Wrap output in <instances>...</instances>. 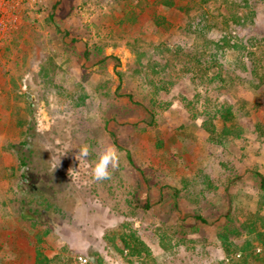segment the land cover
Listing matches in <instances>:
<instances>
[{
	"label": "rangeland",
	"instance_id": "374dc122",
	"mask_svg": "<svg viewBox=\"0 0 264 264\" xmlns=\"http://www.w3.org/2000/svg\"><path fill=\"white\" fill-rule=\"evenodd\" d=\"M177 2L189 12L0 0V113L14 130L0 144L18 166L0 191V264H218L228 209L264 220V0ZM107 146L119 164L97 181Z\"/></svg>",
	"mask_w": 264,
	"mask_h": 264
},
{
	"label": "trees",
	"instance_id": "16d2710c",
	"mask_svg": "<svg viewBox=\"0 0 264 264\" xmlns=\"http://www.w3.org/2000/svg\"><path fill=\"white\" fill-rule=\"evenodd\" d=\"M160 12L164 14L165 11L169 9H175L177 11H182L184 13L189 12V7L185 5H180L177 0H160ZM158 24L159 23H155ZM189 72V70H187ZM231 110L221 109L217 113H213L204 123V128L206 132L212 134L214 132L216 119H220L221 122H229L231 120ZM22 144L21 146H23ZM20 146L19 150V162L21 167H26V160L31 155V152H28L27 155H24L22 147ZM255 177L258 180L259 189L264 194V177L259 173L254 172ZM26 178V177H25ZM26 180V179H25ZM28 181V180H27ZM228 213L224 216V223L221 222L217 225V238L221 242L222 250L225 254V259L218 262V264H264V220L258 215L250 213H243L242 216H238V219L233 218L230 210H227ZM36 212L33 213H22L20 219L22 221L32 220L35 217ZM203 223L208 221L202 217H198ZM223 219V220H224ZM245 237L244 243L239 246L232 242L233 238ZM123 247L129 249L130 244L128 241H123ZM141 245V243H140ZM143 245L140 248L134 249L130 252V255L138 256L141 250H143ZM232 248V249H231Z\"/></svg>",
	"mask_w": 264,
	"mask_h": 264
},
{
	"label": "clouds",
	"instance_id": "9594fccd",
	"mask_svg": "<svg viewBox=\"0 0 264 264\" xmlns=\"http://www.w3.org/2000/svg\"><path fill=\"white\" fill-rule=\"evenodd\" d=\"M90 154L89 145L80 147L78 155L85 159ZM119 164V155L115 147H105L98 158L92 161V174L95 180L101 181L108 179L111 175L109 168H116Z\"/></svg>",
	"mask_w": 264,
	"mask_h": 264
},
{
	"label": "crops",
	"instance_id": "0c3cea01",
	"mask_svg": "<svg viewBox=\"0 0 264 264\" xmlns=\"http://www.w3.org/2000/svg\"><path fill=\"white\" fill-rule=\"evenodd\" d=\"M5 113H0V133L10 134L14 133L13 122L9 116H5ZM6 136V135H5ZM1 141V140H0ZM3 150L0 154V191L4 190V184L9 183V178H12V168L16 169L17 162H14L13 152H9L6 149H3L2 144H0V151ZM7 191V189H5ZM26 264H34V258L28 259Z\"/></svg>",
	"mask_w": 264,
	"mask_h": 264
},
{
	"label": "built area",
	"instance_id": "2783aa9c",
	"mask_svg": "<svg viewBox=\"0 0 264 264\" xmlns=\"http://www.w3.org/2000/svg\"><path fill=\"white\" fill-rule=\"evenodd\" d=\"M79 260L81 261V259H79ZM82 262H83V263H85L86 261H85V260H83Z\"/></svg>",
	"mask_w": 264,
	"mask_h": 264
}]
</instances>
